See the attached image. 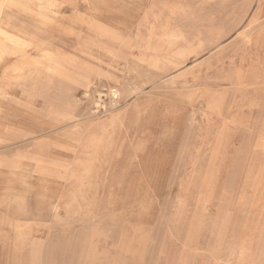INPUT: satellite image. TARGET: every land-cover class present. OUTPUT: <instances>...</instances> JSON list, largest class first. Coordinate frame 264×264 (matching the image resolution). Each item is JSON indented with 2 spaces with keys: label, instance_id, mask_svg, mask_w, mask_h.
<instances>
[{
  "label": "rangeland",
  "instance_id": "rangeland-1",
  "mask_svg": "<svg viewBox=\"0 0 264 264\" xmlns=\"http://www.w3.org/2000/svg\"><path fill=\"white\" fill-rule=\"evenodd\" d=\"M46 1L39 0L44 7ZM54 1L43 12L52 28L16 10L5 11L11 16L5 26L23 39L37 34L59 53L57 62L75 58L86 64L84 72L91 66V76L110 72L139 95L114 124L103 115L81 133L71 121L61 122L89 104L82 74L45 60L49 66L36 79L54 76L48 86L54 95L27 99L29 106L12 68L20 56L0 62V90L11 94L0 97V123L11 127L0 129L6 141L0 149L12 150L6 155L12 168L25 167L13 168L0 188H10L12 206L25 197L29 210L7 237L0 264H264V0ZM251 30L245 44L243 34ZM170 33L178 40L172 50L200 35L203 61L210 41H238L171 83L192 58L179 67L164 62L173 56L153 42H172L165 38ZM27 53L40 57L31 47ZM152 59L166 65L153 67ZM190 89L193 100L181 95ZM99 92L109 102L105 85L91 99L99 100ZM52 122L55 131H48ZM31 132L36 136L28 141L43 137L26 145ZM77 140L86 144L76 147ZM36 149L46 161L40 189L28 187Z\"/></svg>",
  "mask_w": 264,
  "mask_h": 264
},
{
  "label": "bare ground",
  "instance_id": "bare-ground-1",
  "mask_svg": "<svg viewBox=\"0 0 264 264\" xmlns=\"http://www.w3.org/2000/svg\"><path fill=\"white\" fill-rule=\"evenodd\" d=\"M13 1L14 0H0V17L3 16V14H6L5 11H7V10H15L13 8V6H14L13 5ZM20 1L22 3H25V2H28L30 4L31 3H35V0H20ZM47 6H49L51 8H49ZM54 7H55V1L54 0H47L46 1L45 9L46 8L48 9L46 11L49 12ZM33 18L36 21L40 22L38 17H37V19L35 17H33ZM165 31H166V34H168L170 32V31H167V30H165ZM252 32L253 31L251 30V31L247 32L246 34H243L242 42H244L245 44L251 43V41H252L251 40L252 39ZM240 34H241V31H240ZM0 35L10 36V40H12L18 46L25 47V46L28 45L27 43L21 41L20 38H17L15 36H13L12 32H10L8 30H5V29H3L1 27H0ZM152 35L155 36L154 33ZM169 36H170V38H169ZM173 36L176 37V34H171L170 33V35L165 37V38H168L170 40H173L170 43L166 42L165 40H164V43H157L158 39L154 40V42H153L155 50L156 49L158 50L160 47L164 48L163 46L159 45V44H163V45L166 46L167 51L170 52L168 54L173 56V58H169L167 60H164V62H166V64H171L172 63V65H174V67H179V66L183 65L184 61H186V59H188V57L192 58V60H191V62L189 64H187L185 67H183L182 69L179 70L180 74H178L176 76L169 77V82H171V83H175L177 81L178 77H182V76H184V74L193 72L194 68L199 67V65H201V63L208 62L213 56L215 57V56L221 55L222 53H224L225 50L230 48L232 45L237 44V41H238L236 39V37H234V36L230 37L229 39L224 40V41H221V40L218 41V42L216 40L210 41V45H211L210 46L211 48L209 49L210 58L207 59L208 61L207 60L203 61L204 59L200 60L197 57L205 49V46H204L205 43H203L204 41L202 40L200 35L198 36V39H193V40L188 39L187 40V38H185L184 34H181V36H178V37L182 38L184 41L187 40V42L184 45L182 44L177 50H172V48H174V46H176L175 44H177L176 42L178 41L175 37L172 38ZM43 45L44 44H42V48H41L42 50H41L40 54L44 58V60H48V61L54 63V65L56 64L57 67H60L61 65L63 67H65V66L68 67L67 69H69V73L72 72L75 75H81L82 74L83 81L81 82V84L84 87V98H86V100L89 101V104L88 105L86 104L85 108L82 111H80L79 113H76V114L67 113L65 115L66 118L61 123H65V122L69 123V121H71L73 123L74 128L80 130L81 133H88L89 130H91L94 126H96L97 123H99L101 121V117L103 115H108L109 119H107V120L109 121V124H110V122L114 124V121L118 118L120 110L126 104H128L134 98V96L136 97V96L139 95V93L136 92V90H135L136 88H133V86H128L129 83H127V82H124L122 84L121 83L122 81L120 80V78L112 76L111 75L112 73H110V72H103L101 70H98V71L94 72L95 76H91V75H89V73H91V70H90L91 66H89L90 68H88V70L84 72V70H81L80 68H82L81 66H84L86 64L85 63L82 64L81 62L79 63L78 61H76L75 58H72V59H70L68 61L64 60L63 61L64 63L62 61L57 62V60H55V58L59 56V53H55V51L47 50L46 48L43 47ZM95 46H97L99 48L100 47L103 48L101 45H99V43L95 44ZM105 49H108L109 52H111L109 48H105ZM143 60H144L143 62L146 61L145 59H143ZM160 62H162V60L152 59L151 62L148 63V64L152 65L153 67H160V66H165L166 65V64L162 65V64H160ZM54 72L55 71H53V73ZM48 74H49L48 72H44V74H43V84L45 85L46 88L43 87V94H42V98L43 99H47V100L51 99L53 97V95H54V93H53L54 91L51 88H49L48 86H50L55 81L54 76L52 78V77H50L51 75L49 76ZM30 76H31L30 74L27 75V77H26L27 81H30ZM94 77H95L94 82H92L90 85H88L89 84L88 83L89 79L94 78ZM98 85L99 86L100 85H105L106 88L109 90V98H110L109 102H104V100L91 99L90 96L93 93V91H96ZM208 86H206L207 90L209 89V88H207ZM212 86H210V87H212ZM206 89H204V91ZM199 90H201V89H199ZM99 94L101 95L102 93L99 92ZM181 95H183L182 97H184L185 99L188 98V99H192L193 100L194 96H195V90L190 89V91L185 92V94L182 93ZM39 97H40V95L38 94V98ZM72 103H74V102H72ZM102 109H104V113L103 114H101V110ZM44 111L48 112L47 110H44ZM45 125L49 127L48 131H55V123H53V122L52 123H46ZM69 131H70V129H69ZM107 132H108V130H107ZM34 133H36V132H31V133H28L27 135H31V134H34ZM42 137L43 136H39L37 138H42ZM37 138L35 137V138H33V139L29 140V141L26 140V142H25L26 145H28V143L32 142V140H34V141L38 140ZM85 144H86V140L85 141L77 140V141L74 142V145H76V147H80V146L85 145ZM99 145H100V143H99ZM30 152L33 154V161H34V163L36 165L34 166V172H32V178L34 179V181H31L30 183H28V187L30 186L33 189H36V188L40 189L38 187L39 185L37 184V179H38V176H40L41 173H43L41 171V169H40V164H43L44 162H46L45 161V157L39 151H37V149L35 151H30ZM76 160L77 159H75V161ZM53 165H55V164H53ZM14 166L15 167H13V168H15L16 170H17V168H19V169H24L25 168L24 165H21L19 163H14ZM30 169H29V171H30ZM20 171H22V170H20ZM39 171H41V172H39ZM44 171L46 172V170H44ZM13 172L14 171L12 170L11 174H13ZM88 175H89V173H88ZM62 178L65 179L66 175L65 174L62 175ZM94 185H96V184H94ZM22 187H24V186H22ZM9 191H10L9 187H1L0 188V193H1V195H0V257L2 255V252L7 247V244H8L7 237H9L10 232H12V230L14 228H17V225L23 221L24 216L27 215V213H29V210L27 209L26 205H24L25 197H24V199L23 198L14 199V201L17 202V206L16 207L14 205L12 206V204H11L12 200L10 198H8ZM21 194H22V192H21ZM21 196L22 195H20V197ZM74 197H76V196H74ZM55 209H57V207H56V205H53L52 211L54 212ZM9 210L12 212L11 217L8 214ZM56 212H57V210H56ZM34 215H35L34 218L37 221H41L42 220L41 219L42 215H41L40 211L36 210L34 212ZM45 230H46V228L43 229L41 227L39 231L41 233H44Z\"/></svg>",
  "mask_w": 264,
  "mask_h": 264
},
{
  "label": "crops",
  "instance_id": "crops-1",
  "mask_svg": "<svg viewBox=\"0 0 264 264\" xmlns=\"http://www.w3.org/2000/svg\"><path fill=\"white\" fill-rule=\"evenodd\" d=\"M13 8L18 11V12H24L26 15H29L31 17H35L37 19V17L40 20V24H43L46 26V28H52V26L49 24V22H46L44 20V16L45 14L43 13L45 10V7L42 5L41 2H39V0H35V3H22L20 0H14L13 1ZM48 10V9H46ZM45 12H48L46 11ZM8 11V10H7ZM12 11V10H10ZM52 11V10H50ZM11 19V16H7L6 14H3V16L0 17V27L10 31L5 25H8L9 20ZM5 26V27H4ZM37 30V29H36ZM11 32V31H10ZM13 33V32H12ZM13 36L20 38L21 41L27 43L28 45L25 47H21L16 45L12 40H10V36H4V35H0V62L5 60V58L9 57V56H20L18 61L16 63H14V65H12V68L14 71L18 72V76L15 78L16 80H21L24 85H25V89H24V100L23 102L26 105L32 106L33 102H28L27 99H31V98H35V99H43L42 98V94H43V82L42 81H38L36 78L38 75H42L43 73V69L46 66H49V64L44 60V58L41 56V48H42V44L44 48H46L47 50H51V51H55L54 49L47 47L46 42H43L42 40H39L37 38V34H29L26 35L23 38H21V36L14 34ZM23 37V36H22ZM7 42H10L11 44H8ZM34 48L37 52H39V59L36 60H31L28 53H27V48ZM52 67V66H51ZM30 74V81H27L26 77L27 75ZM33 79H35V81H33ZM32 84H37V86L35 87H28L29 85ZM29 90L33 91L30 92ZM0 97H9L11 96V94L6 91V89H1L0 90ZM38 94L40 95V97L38 98ZM17 100L21 101L22 99L17 98ZM3 109L0 107V114L2 113ZM4 130H8L11 129V127L4 123H0V129ZM36 136V133L31 134V135H27L26 140L32 138ZM1 138V137H0ZM24 140V141H26ZM6 142L5 140L0 139V144ZM6 145V144H3ZM7 145H11V144H7ZM9 149H0V186H4L6 185L5 180L9 179L11 173L9 171H11L13 168L11 167L12 164V158L11 161L6 159V155L8 153L12 154V150L9 152ZM18 152H14V154H16Z\"/></svg>",
  "mask_w": 264,
  "mask_h": 264
},
{
  "label": "built area",
  "instance_id": "built-area-1",
  "mask_svg": "<svg viewBox=\"0 0 264 264\" xmlns=\"http://www.w3.org/2000/svg\"><path fill=\"white\" fill-rule=\"evenodd\" d=\"M101 93H102L101 95L99 94V95H100L99 100H103V99H102V95H104V93H103V92H101Z\"/></svg>",
  "mask_w": 264,
  "mask_h": 264
}]
</instances>
